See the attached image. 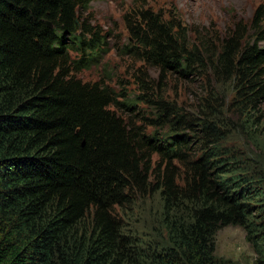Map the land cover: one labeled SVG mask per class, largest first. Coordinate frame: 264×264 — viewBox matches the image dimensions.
<instances>
[{
    "label": "trees",
    "instance_id": "trees-1",
    "mask_svg": "<svg viewBox=\"0 0 264 264\" xmlns=\"http://www.w3.org/2000/svg\"><path fill=\"white\" fill-rule=\"evenodd\" d=\"M92 1L0 0V264H221L216 235L229 226L246 232L264 264V170L226 154L208 119L77 76L108 49L82 21ZM263 40L260 27L233 55L251 106L264 100ZM140 42L142 59L164 73L196 72L198 56L168 25L148 24ZM231 55L224 48L223 67ZM154 157L167 161L162 185ZM173 162L189 176L180 191ZM162 187L168 203L198 207L168 223L169 246L150 256L121 233L116 207Z\"/></svg>",
    "mask_w": 264,
    "mask_h": 264
},
{
    "label": "rangeland",
    "instance_id": "rangeland-1",
    "mask_svg": "<svg viewBox=\"0 0 264 264\" xmlns=\"http://www.w3.org/2000/svg\"><path fill=\"white\" fill-rule=\"evenodd\" d=\"M82 21L106 37L108 49L102 64L83 69L79 78L103 81L133 99L143 95L163 99L183 112L208 119L216 126L226 154L242 168L264 170V100L254 106L245 103L233 76L234 53L256 42L259 28L264 27V0H93ZM148 24L168 25L185 48L195 52L194 75L164 73L142 59L140 41ZM259 45L264 47V40ZM226 47L232 53V66L225 68L221 58ZM138 108L154 114L152 104L140 103ZM166 164L154 157L159 185ZM172 167L180 191L189 176L177 162ZM164 189L116 207L121 233L150 256L162 252V245L169 246L168 223L178 217L189 221L198 207L189 198L168 203ZM84 227L90 230V218ZM216 255L221 264H257L259 257L246 232L237 226L217 233Z\"/></svg>",
    "mask_w": 264,
    "mask_h": 264
},
{
    "label": "water",
    "instance_id": "water-1",
    "mask_svg": "<svg viewBox=\"0 0 264 264\" xmlns=\"http://www.w3.org/2000/svg\"><path fill=\"white\" fill-rule=\"evenodd\" d=\"M48 25H49V26H51V24H50V23H48Z\"/></svg>",
    "mask_w": 264,
    "mask_h": 264
}]
</instances>
